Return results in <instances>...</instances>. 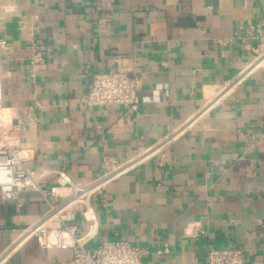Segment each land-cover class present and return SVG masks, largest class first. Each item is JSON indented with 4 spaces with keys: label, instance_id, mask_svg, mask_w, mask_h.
Instances as JSON below:
<instances>
[{
    "label": "crops",
    "instance_id": "crops-1",
    "mask_svg": "<svg viewBox=\"0 0 264 264\" xmlns=\"http://www.w3.org/2000/svg\"><path fill=\"white\" fill-rule=\"evenodd\" d=\"M242 23L264 35V0H0L3 102L39 105L18 136L30 169L86 184L103 154L144 158L91 199L98 222L85 248L124 240L147 249L143 264H206L207 250L238 248L245 264H264V64L223 87L251 63L255 42L233 40ZM122 57L137 64L138 113L84 105L92 75ZM47 210L32 192L0 200V264L71 257L20 237ZM69 217L82 236L87 224Z\"/></svg>",
    "mask_w": 264,
    "mask_h": 264
},
{
    "label": "built area",
    "instance_id": "built-area-1",
    "mask_svg": "<svg viewBox=\"0 0 264 264\" xmlns=\"http://www.w3.org/2000/svg\"><path fill=\"white\" fill-rule=\"evenodd\" d=\"M233 40L253 41L255 45L249 47L251 63L224 87L230 84L235 87L241 83L247 73L257 68L248 70L256 62L262 61L258 67L264 64V35L259 27L251 23L239 24ZM32 48L30 64H37L41 61L42 54L37 48ZM9 53L10 48L0 36V200H17L19 194L26 191L38 194L48 205V210L35 223L23 229L20 237H25L24 240L33 238L39 247L46 249H69L71 257L60 264H143V258L149 253L147 249L127 241H105L92 250L85 248V244L95 236L98 222L97 213L90 204L91 199L116 177L142 163L144 158L138 156L127 163H120L103 154L100 173L86 184H75L61 170H31L28 163L32 159V150L24 146L18 136L36 126L39 105L35 103L13 107L4 104L1 59ZM115 62L116 67L112 71L92 75L89 90L82 103L93 108L121 106L136 115L142 89L137 76V64L127 57L118 58ZM174 134L159 143V150L175 139L177 133ZM243 137V150L246 151L254 146L255 139L248 135ZM51 174L55 175L54 184L45 181L46 176ZM73 210H76L88 227L79 237L77 228L69 221ZM207 251L206 264H245L244 250L211 248Z\"/></svg>",
    "mask_w": 264,
    "mask_h": 264
},
{
    "label": "bare ground",
    "instance_id": "bare-ground-1",
    "mask_svg": "<svg viewBox=\"0 0 264 264\" xmlns=\"http://www.w3.org/2000/svg\"><path fill=\"white\" fill-rule=\"evenodd\" d=\"M263 58H264V57H263ZM263 58H262V59H263ZM259 62H260V64H258L257 67H258L259 65L262 64V61H261V60H260ZM257 63H258V62H256L255 64H257ZM255 64H253V65L250 67V69H248V70H252V69L256 68V67H254ZM248 70H247V71H248ZM245 73H247V72H245ZM245 73H244L243 75H245ZM122 170H123V169H122ZM122 170H120V171H122ZM120 171H119V172H120Z\"/></svg>",
    "mask_w": 264,
    "mask_h": 264
},
{
    "label": "rangeland",
    "instance_id": "rangeland-1",
    "mask_svg": "<svg viewBox=\"0 0 264 264\" xmlns=\"http://www.w3.org/2000/svg\"><path fill=\"white\" fill-rule=\"evenodd\" d=\"M224 87V86H223Z\"/></svg>",
    "mask_w": 264,
    "mask_h": 264
}]
</instances>
